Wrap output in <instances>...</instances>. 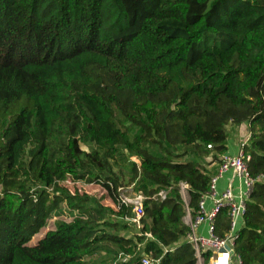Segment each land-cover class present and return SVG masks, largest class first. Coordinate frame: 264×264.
Instances as JSON below:
<instances>
[{
	"label": "trees",
	"instance_id": "16d2710c",
	"mask_svg": "<svg viewBox=\"0 0 264 264\" xmlns=\"http://www.w3.org/2000/svg\"><path fill=\"white\" fill-rule=\"evenodd\" d=\"M240 124L264 176V0H0V264H86L100 248L114 264H195L177 183L194 213ZM124 153L138 160L127 180L112 170ZM66 177L99 184L117 210L70 194ZM130 185L145 201L127 237ZM62 205L73 218L27 246ZM234 248L264 264V180Z\"/></svg>",
	"mask_w": 264,
	"mask_h": 264
},
{
	"label": "built area",
	"instance_id": "2783aa9c",
	"mask_svg": "<svg viewBox=\"0 0 264 264\" xmlns=\"http://www.w3.org/2000/svg\"><path fill=\"white\" fill-rule=\"evenodd\" d=\"M249 140L250 134L247 129L243 139L232 147L233 151H227L230 149L227 145V150L218 154L217 159L210 163L214 168L209 174L207 189L201 194L194 213L188 206V185L183 181L177 183L184 208L182 223L187 227L184 241L194 252L195 264H241L240 256L235 252V242L243 227L246 204L254 185L264 180L263 175L252 177L249 171L250 154L247 151ZM207 148L211 149V145ZM70 180H67L65 185L70 184ZM65 187L70 194L76 193L67 185ZM168 191L169 189L160 190L152 198L162 202ZM144 201L145 197L141 192H136L133 196L119 194L118 202L124 206H131L133 214V217H125L124 220L132 223L137 229L141 228ZM117 207L113 204L112 209L117 210ZM218 229L221 230V235L217 233ZM144 236L151 238L148 233H144ZM119 257L122 262L129 258L122 257L121 254ZM140 262L150 264L152 260L148 255L142 256Z\"/></svg>",
	"mask_w": 264,
	"mask_h": 264
},
{
	"label": "rangeland",
	"instance_id": "374dc122",
	"mask_svg": "<svg viewBox=\"0 0 264 264\" xmlns=\"http://www.w3.org/2000/svg\"><path fill=\"white\" fill-rule=\"evenodd\" d=\"M236 126H227L226 127V133H227V140H232L235 141L237 138L241 137V133L236 134L234 136V134L236 133ZM243 126V124H242ZM139 132L138 128H134L131 130V132L129 133V138H131L132 136L137 135ZM243 133V132H242ZM228 143V142H227ZM81 149L84 151H88L90 150V148H87L83 145H81ZM155 149V148H154ZM152 149V150H154ZM211 155V154H210ZM124 156L126 157V160L128 161V163L125 161L124 165H119L118 163H113L112 164V170L116 171L118 169H121L123 171L124 178L127 180L129 175L128 172V165L131 162H135L138 164V160L131 155L130 153H124ZM186 158V157H184ZM184 158L180 159V160H184ZM209 162V158L206 160ZM210 163L208 164V166H206L207 171H213V165H210ZM71 178L66 177L62 182H60L61 186H64L65 183L67 182V180H70ZM123 184H126V182H124ZM67 187L72 191V192H76L79 195H87L89 197L95 198L97 200H99V203L105 207H109V208H113V203L112 201L109 199L107 192L105 190H103V188L95 183H91V182H85V181H78V182H71L70 180V184H66ZM65 185V186H66ZM64 186V187H65ZM66 188V187H65ZM137 191H134L133 189V185L127 186V187H121L119 189V194L123 193V194H127V196H133L134 193H136ZM75 215V213L73 212H69L67 211V209H65L62 205V208L60 209L59 212L53 213L49 219L46 221V226L44 228H42L35 236H33L30 241L27 243V246H34L36 245V243L44 236V234L49 231L52 230L54 228V224L56 221L58 220H63L66 222H69L73 216ZM111 219L113 220L114 218L111 217ZM127 230L125 231H121L120 233H122L123 235L127 236V237H132L133 234L138 233V229L134 226H132V223H127ZM113 251L110 248H100L98 250H96L95 253H93L90 257L86 258V264H114L116 259L113 256Z\"/></svg>",
	"mask_w": 264,
	"mask_h": 264
},
{
	"label": "crops",
	"instance_id": "0c3cea01",
	"mask_svg": "<svg viewBox=\"0 0 264 264\" xmlns=\"http://www.w3.org/2000/svg\"><path fill=\"white\" fill-rule=\"evenodd\" d=\"M235 132H236V133L234 134V136H235L236 134L241 133V137L237 138L235 141L228 140V143H226V146L228 145L230 149L227 150V151H233V150H232V147H233L235 144H237L240 140L243 139V137L245 136V134H246V132H247V126L245 127L244 124H243V126H242V124L237 125V126H236V130H235ZM242 132H243V133H242ZM231 144H233V145H231Z\"/></svg>",
	"mask_w": 264,
	"mask_h": 264
}]
</instances>
